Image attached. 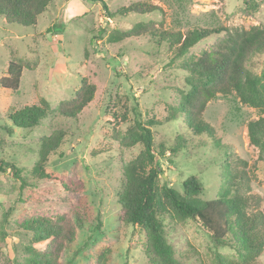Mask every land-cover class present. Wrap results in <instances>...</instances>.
<instances>
[{
	"label": "rangeland",
	"instance_id": "1",
	"mask_svg": "<svg viewBox=\"0 0 264 264\" xmlns=\"http://www.w3.org/2000/svg\"><path fill=\"white\" fill-rule=\"evenodd\" d=\"M137 2L152 3L162 10L109 17L100 4L54 0L33 27L9 24L0 15V79L6 76L12 59L36 63L24 69L17 91L0 86V161L19 168L21 178L29 183L22 189L21 178L11 169L0 171V225L4 214L13 210L9 235L4 240L0 236V264H26L34 259L24 250L31 245L33 233L22 227L24 222L38 219L65 222L74 230L73 242L59 257L44 255L50 241L32 246L43 262L161 264L146 230L122 221L119 204L124 169L143 150L141 144H132L130 133L135 128L136 105L143 123L152 119L164 122L152 128L156 147L186 139L176 156L168 153L161 160L162 182L181 194L184 181L196 176L203 186L198 199L220 198L224 191L221 165L233 156L244 159L254 170L259 151L249 142L247 126L262 116L259 109L243 104L236 94L219 95L207 105L203 117L223 145L230 146V156L207 136L190 132L180 113L183 97L191 89L185 65L215 43L216 36L201 41L186 59L179 60H172L167 43L149 35L120 42H112L110 37L149 21L172 31L249 29L264 25V0H110V9L116 13ZM57 23L64 30L49 32ZM248 68L263 75L264 54L254 57ZM85 79L96 86L93 101L76 121L61 117V104L75 97ZM42 100L50 111L39 126L22 129L13 124L10 115L14 110ZM173 115L178 118L166 122ZM57 130L65 131L66 139L45 167L49 178L39 180L34 169L42 141ZM254 174L251 192L264 197V161L257 163ZM162 219L168 241L183 264H217L218 254L237 259L231 248H217L192 219L182 221L172 213ZM75 252L78 255L73 260ZM258 264H264V251Z\"/></svg>",
	"mask_w": 264,
	"mask_h": 264
},
{
	"label": "trees",
	"instance_id": "2",
	"mask_svg": "<svg viewBox=\"0 0 264 264\" xmlns=\"http://www.w3.org/2000/svg\"><path fill=\"white\" fill-rule=\"evenodd\" d=\"M86 1L100 4L109 17L151 14L162 10L152 3L137 2L112 13L110 0ZM53 2L54 0H0V15L9 24L33 27ZM63 30L64 25L61 23L48 29L53 33ZM142 35H149L158 42L167 43L173 51L172 60L186 59L201 41L215 36L218 38L209 48L202 50L197 59L185 65L190 73L191 89L183 97L180 113L190 132L197 136H207L216 147L224 151L225 156H230V146L223 145L216 136L214 127L203 115L207 105L219 95L228 97L236 94L243 104L259 109L262 113L261 117L248 123L247 132L250 144L259 151L257 163L264 161V74H256L248 68L254 57L264 54V25L249 29L195 27L187 31H172L164 29L162 23L149 21L137 23L126 31H117L111 35L110 40L120 42L131 36ZM34 66L36 63L33 65L28 61L12 59L8 63L6 76L0 79V86L17 91L24 69ZM95 93L96 86L85 79L75 97L61 104L60 116L76 121L93 101ZM49 111V104L42 100L38 105L14 110L10 117L17 128L32 129L48 117ZM135 115V128L130 132L134 136L132 144H141L143 150L124 169L125 182L119 193L122 221L146 230L161 264H183L176 257V251L166 236L162 217L169 213L182 221L192 219L210 236L217 248L229 247L234 250L237 259L218 254L215 258L217 264H258V258L264 251V197L251 192L257 163L253 165L254 170H250L247 161L233 156L232 161L221 165L224 191L216 200L198 199L203 186L196 176L184 181V193L181 194L162 182L161 160L168 153L169 156H176L187 144L186 139L181 137V142L173 146L160 144L156 147L152 128L161 126L164 122L152 119L143 123L138 105L135 107ZM177 118L173 115L166 122ZM66 136L65 131L57 130L43 139L34 169L37 179L49 178L45 167L51 155L58 152ZM8 169L17 178H21L19 168L0 161V171L6 172ZM21 181L22 189L29 186L28 181L22 178ZM12 212L10 209L4 214L0 225V236L3 240L9 235L7 227ZM22 229L33 233L31 245H27L24 250L28 255H33L34 259H29L26 264H56L43 262L40 259L41 253L35 251L36 245L50 241L44 255L59 257L74 240L73 227L65 222L38 219L24 222ZM77 255L78 252H75L73 260Z\"/></svg>",
	"mask_w": 264,
	"mask_h": 264
}]
</instances>
